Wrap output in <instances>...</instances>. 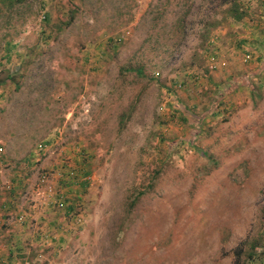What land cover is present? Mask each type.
<instances>
[{"label": "rangeland", "instance_id": "374dc122", "mask_svg": "<svg viewBox=\"0 0 264 264\" xmlns=\"http://www.w3.org/2000/svg\"><path fill=\"white\" fill-rule=\"evenodd\" d=\"M214 4L0 6V264H264V0Z\"/></svg>", "mask_w": 264, "mask_h": 264}, {"label": "trees", "instance_id": "16d2710c", "mask_svg": "<svg viewBox=\"0 0 264 264\" xmlns=\"http://www.w3.org/2000/svg\"><path fill=\"white\" fill-rule=\"evenodd\" d=\"M216 2L214 4L212 13L214 14L216 9L223 8L221 11L222 14L226 17L231 18L234 21H240L246 15L245 11L241 8L239 4V0H210V3ZM22 3V0H0V6L6 8L7 10H11L16 5ZM74 20V16L71 14L69 18L64 22L65 25H71L72 21ZM130 71H135L136 74L142 75V68H130ZM88 182V181H84ZM66 185V184H65ZM71 209H69L70 211Z\"/></svg>", "mask_w": 264, "mask_h": 264}, {"label": "crops", "instance_id": "0c3cea01", "mask_svg": "<svg viewBox=\"0 0 264 264\" xmlns=\"http://www.w3.org/2000/svg\"><path fill=\"white\" fill-rule=\"evenodd\" d=\"M73 188H76L77 186H72ZM80 187H84V185L82 184V186H80ZM68 190H69V192H70V194L73 192V191H70V188H68ZM64 191V190H63ZM62 191V192H63ZM68 192V191H67ZM71 196V195H70ZM69 196V197H70ZM2 206L5 208V207H7V208H9L10 207V203H9V201L8 202H6V203H3L2 204ZM36 209H35V216H36V220L37 221H39L40 223L42 222V223H45V221H43L44 220V218L45 217H47V216H50L51 215V213L50 212H48L49 210H47V209H50V208H52V206H50V204L49 205H47L46 204V207H41V208H39V207H35ZM34 212V211H33ZM43 212H47L46 214H44ZM40 216V217H39ZM41 217H43V218H41ZM53 220H48V222H50V223H48L47 225H49V227L51 228V225H53L54 224V222H52ZM17 225V224H16ZM15 227H17L16 228V230L15 231H13V234L12 235H9V237H13V238H15V237H24L25 235H27L28 233H27V231H26V227H22V226H20L19 224H18V226H15ZM36 237H38L37 236V234H36ZM2 258H5V257H2L1 256V258L0 259H2Z\"/></svg>", "mask_w": 264, "mask_h": 264}, {"label": "built area", "instance_id": "2783aa9c", "mask_svg": "<svg viewBox=\"0 0 264 264\" xmlns=\"http://www.w3.org/2000/svg\"><path fill=\"white\" fill-rule=\"evenodd\" d=\"M249 58H250V56L247 55V56H246V60H248ZM67 176H68V180H69L68 182H71V183L73 182V184H76L74 173L69 172V175L67 174ZM44 177H45V176H43L42 178L44 179ZM85 180H86V181H89L90 178L87 177ZM59 206H61V203H59ZM22 219H23V217H20L19 220H22Z\"/></svg>", "mask_w": 264, "mask_h": 264}]
</instances>
